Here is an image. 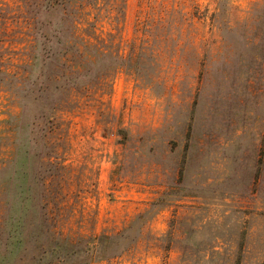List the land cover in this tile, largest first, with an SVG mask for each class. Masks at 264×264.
Instances as JSON below:
<instances>
[{
	"label": "rangeland",
	"instance_id": "rangeland-1",
	"mask_svg": "<svg viewBox=\"0 0 264 264\" xmlns=\"http://www.w3.org/2000/svg\"><path fill=\"white\" fill-rule=\"evenodd\" d=\"M0 264H264V0H0Z\"/></svg>",
	"mask_w": 264,
	"mask_h": 264
}]
</instances>
